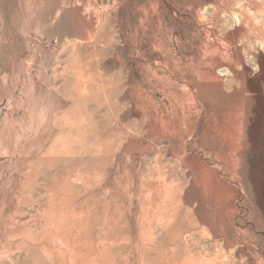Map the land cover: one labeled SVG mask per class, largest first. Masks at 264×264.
I'll use <instances>...</instances> for the list:
<instances>
[{"label":"rangeland","instance_id":"374dc122","mask_svg":"<svg viewBox=\"0 0 264 264\" xmlns=\"http://www.w3.org/2000/svg\"><path fill=\"white\" fill-rule=\"evenodd\" d=\"M0 264H264V0H0Z\"/></svg>","mask_w":264,"mask_h":264},{"label":"bare ground","instance_id":"6f19581e","mask_svg":"<svg viewBox=\"0 0 264 264\" xmlns=\"http://www.w3.org/2000/svg\"><path fill=\"white\" fill-rule=\"evenodd\" d=\"M242 16H243V15H242ZM234 17H236V21L241 22V16H240V15L236 14V16H234ZM239 27H240V26H239Z\"/></svg>","mask_w":264,"mask_h":264}]
</instances>
